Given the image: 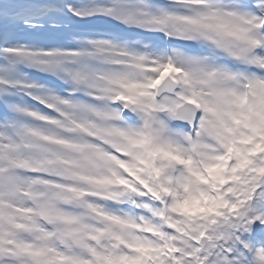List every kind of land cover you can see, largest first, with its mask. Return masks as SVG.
<instances>
[{"label": "snow or ice", "instance_id": "1", "mask_svg": "<svg viewBox=\"0 0 264 264\" xmlns=\"http://www.w3.org/2000/svg\"><path fill=\"white\" fill-rule=\"evenodd\" d=\"M0 264H264V0H0Z\"/></svg>", "mask_w": 264, "mask_h": 264}]
</instances>
